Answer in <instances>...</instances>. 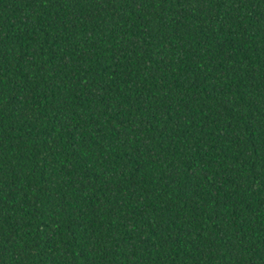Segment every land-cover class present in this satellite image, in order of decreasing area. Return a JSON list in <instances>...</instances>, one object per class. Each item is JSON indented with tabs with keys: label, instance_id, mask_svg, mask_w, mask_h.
Returning <instances> with one entry per match:
<instances>
[{
	"label": "trees",
	"instance_id": "1",
	"mask_svg": "<svg viewBox=\"0 0 264 264\" xmlns=\"http://www.w3.org/2000/svg\"><path fill=\"white\" fill-rule=\"evenodd\" d=\"M0 264H264V0H0Z\"/></svg>",
	"mask_w": 264,
	"mask_h": 264
}]
</instances>
